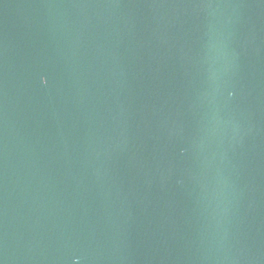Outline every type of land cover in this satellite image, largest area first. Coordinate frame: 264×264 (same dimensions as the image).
Returning <instances> with one entry per match:
<instances>
[{"label":"water","instance_id":"obj_1","mask_svg":"<svg viewBox=\"0 0 264 264\" xmlns=\"http://www.w3.org/2000/svg\"><path fill=\"white\" fill-rule=\"evenodd\" d=\"M0 264H264V0H0Z\"/></svg>","mask_w":264,"mask_h":264}]
</instances>
